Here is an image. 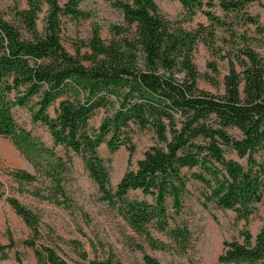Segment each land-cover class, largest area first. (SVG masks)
<instances>
[{
	"label": "trees",
	"instance_id": "16d2710c",
	"mask_svg": "<svg viewBox=\"0 0 264 264\" xmlns=\"http://www.w3.org/2000/svg\"><path fill=\"white\" fill-rule=\"evenodd\" d=\"M254 1L179 0L184 20L199 10L208 21L191 31L165 19L153 0H113L122 25L112 26L108 40L93 28L74 53L62 44L60 19L80 15L76 1L62 6L57 0H25L12 20L0 14V137H10L35 169V174L15 169L11 176L33 182L38 173L59 187L71 166L66 151H72L80 155L101 199L132 229L147 234L145 227L153 223L179 242L186 230L170 227L168 208L182 210L188 182L184 171L194 170L191 178L204 187L207 201L249 218L264 193V65L252 49L242 50L240 69L230 63L222 77L223 92L214 94L197 86L193 53L196 44L211 41L214 27L222 24L210 7L232 13ZM44 4V25L38 31L36 19ZM55 104L51 116L48 110ZM14 107L28 108L32 120L47 128L53 144L65 150V158L20 128L12 116ZM98 109L108 113L93 127L89 120ZM130 125L149 129L157 144L148 147L112 189L97 150L102 144L110 150L124 146L131 155ZM132 191L150 196L151 202L130 198ZM2 198L28 228L21 243L31 249L33 264H74L44 241L32 210L14 196H4L0 180ZM6 237L0 260L16 246L8 228ZM79 255L86 264H124L113 255ZM13 257L21 262L23 256L15 251ZM142 259L144 264H165L149 254ZM218 261L264 264V227L254 235L243 231L241 240L224 241Z\"/></svg>",
	"mask_w": 264,
	"mask_h": 264
},
{
	"label": "rangeland",
	"instance_id": "374dc122",
	"mask_svg": "<svg viewBox=\"0 0 264 264\" xmlns=\"http://www.w3.org/2000/svg\"><path fill=\"white\" fill-rule=\"evenodd\" d=\"M57 1L63 6L69 0ZM73 1H76L80 15H63L60 19L62 44L70 53L75 52V47L81 41L88 39L93 28H97L101 37L108 40L112 35V26L123 23L120 10L112 5L113 0ZM153 1L165 19L180 24L184 29L192 31L199 24L208 25L206 17L199 10L191 20H184L185 14L179 0ZM24 7L25 0H0V14L7 20L13 19L16 9ZM204 8L207 9L205 6ZM210 11L222 20V24L214 27L211 41L208 40L206 44L199 41L196 44L193 61L198 72L197 86L211 93L221 94L222 77L227 73L230 63L237 70L240 69L237 60L241 57L242 50L252 49L264 65V0L247 3L238 12L224 13L217 5L210 7ZM45 14L44 4L36 19L38 31L43 28ZM207 37L209 36L206 35ZM55 106L56 104L48 110L51 116L54 115ZM11 112L20 128L29 131L32 136L65 158V150L60 145L53 144L47 128L32 120L28 108L14 107ZM107 113L104 109L96 110L89 124L98 127ZM128 132L133 144L131 155L124 146L110 150L102 144L97 150L107 169L112 189L125 170L134 168L143 152L157 144L149 129L141 130L130 125ZM231 132L237 135L236 131ZM226 154L228 158L237 159L233 153ZM66 156L70 157L71 166L69 172L62 177L59 187L38 173L37 180L33 182L15 180L11 176L15 169L32 174H35V169L13 145L10 137H0V180L4 196H14L32 210L38 217L44 241L55 245L58 253L74 264H86L79 255L81 252L86 253L90 259L113 255L124 264H144V254L165 264H222L218 261V255L224 241L241 240L243 231L248 230L254 235L264 227V193L253 214L247 219H241L234 211L219 208L207 201L204 187L191 178L194 170H185L188 182L182 210L174 213L168 208L171 215L170 227L185 229L184 239L179 242L172 239L153 223L145 227L147 234L137 232L125 222L116 208L101 199L80 155L66 151ZM129 197L151 202L150 196H144L139 191L130 192ZM7 228L16 246L8 250V257L0 260V264H33L31 249L21 243L29 234L28 228L2 198L0 244L7 243ZM15 251L23 256L21 262L14 260Z\"/></svg>",
	"mask_w": 264,
	"mask_h": 264
}]
</instances>
